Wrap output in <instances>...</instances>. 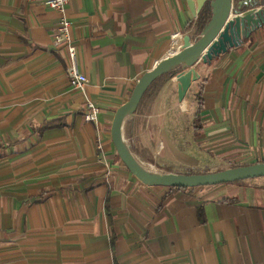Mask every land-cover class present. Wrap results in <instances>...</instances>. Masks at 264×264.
<instances>
[{"label": "crops", "instance_id": "0c3cea01", "mask_svg": "<svg viewBox=\"0 0 264 264\" xmlns=\"http://www.w3.org/2000/svg\"><path fill=\"white\" fill-rule=\"evenodd\" d=\"M187 1L68 0L88 80L81 94L69 84L66 48L54 44L60 14L44 0H0V264H264V176L169 189L106 150L105 128L139 77L196 37L199 14ZM196 69L181 104L172 105L173 78L152 100V153L175 144L190 165L201 150L234 164L264 159V25ZM86 99L99 108L95 121L85 120Z\"/></svg>", "mask_w": 264, "mask_h": 264}, {"label": "water", "instance_id": "95a60500", "mask_svg": "<svg viewBox=\"0 0 264 264\" xmlns=\"http://www.w3.org/2000/svg\"><path fill=\"white\" fill-rule=\"evenodd\" d=\"M261 2L262 0H241L235 4L234 0L187 1L193 15L199 14L205 5L210 3L211 18L202 34L197 39L186 34V41L181 47L169 51L146 70L136 81L127 99L115 109L111 119L109 134L115 152L138 179L148 184L195 187L264 176V160L206 172H176L158 168L133 154L121 133L123 123L134 115L138 103L151 83L178 66L182 67L183 71L173 77L176 85L172 105L181 104L192 82H197L200 78L196 69L199 62L209 63L229 49L240 46L246 36L264 25V4ZM251 4L254 6L243 9L245 5Z\"/></svg>", "mask_w": 264, "mask_h": 264}, {"label": "rangeland", "instance_id": "374dc122", "mask_svg": "<svg viewBox=\"0 0 264 264\" xmlns=\"http://www.w3.org/2000/svg\"><path fill=\"white\" fill-rule=\"evenodd\" d=\"M150 105L151 102H147L139 109V113L131 116L130 127L127 132V138H126L128 148L132 151L133 154H135L144 162L156 166L158 168H162V169L167 168L176 171L177 170L214 171L230 166H235L234 163H238V161L230 162L225 159H220L213 152L201 150L199 152V154H201L200 163L198 165H190L192 164L191 161L193 160L183 153H178L175 144L170 145V148L168 149L169 152L166 151L167 153L165 152L155 156L152 153V144L154 140H156V138L158 137L157 136L158 130L156 125V119L147 122L148 116L151 115ZM110 123L111 120L110 122H108V125L105 128V133H109ZM142 131L145 132V135L140 134L142 133ZM172 143H174V141ZM106 150L110 151L109 157L112 159L113 162H116L119 165L125 167V165L119 159L118 155L116 154L111 144H109V147ZM251 178L257 179V177H251ZM202 187H206V186H202Z\"/></svg>", "mask_w": 264, "mask_h": 264}, {"label": "built area", "instance_id": "2783aa9c", "mask_svg": "<svg viewBox=\"0 0 264 264\" xmlns=\"http://www.w3.org/2000/svg\"><path fill=\"white\" fill-rule=\"evenodd\" d=\"M67 2L68 0H44V4L46 6L52 8L60 14L58 32L55 36L54 44L66 48L68 60L66 71L69 78L70 87L81 94H85L88 80L87 77L82 72H80L78 67L76 48L70 36L71 23L65 16V7ZM98 112L99 108L91 100L86 99V113L84 116L85 120L95 121L97 119ZM98 146H101V144Z\"/></svg>", "mask_w": 264, "mask_h": 264}, {"label": "trees", "instance_id": "16d2710c", "mask_svg": "<svg viewBox=\"0 0 264 264\" xmlns=\"http://www.w3.org/2000/svg\"><path fill=\"white\" fill-rule=\"evenodd\" d=\"M234 1H235V4H238V2L241 0H234ZM261 4H264V0H262ZM252 6H254V4H251L250 6L245 5L243 7V9L245 10V9H248L249 7H252ZM210 18H211V6H210V3H207L197 17L196 30H195L196 37H194V39H197L202 34V32H203L206 24L210 20ZM181 71H183L182 67L178 66L177 68L162 74L156 80H154L151 83V85L147 88V90L144 92L140 102L138 103V105L135 109L134 115L139 113V109L143 105H145L147 102H152V100L155 98L159 89L163 85H165V83L167 81L172 79L178 72H181ZM203 91H204V86L202 84H198L197 91H196V99H197L198 107H197L196 113L194 115V120H193V127L195 128L196 133L200 132L204 128V125L202 122V116H201V112L204 108ZM261 160H264V159H261ZM241 164H246V163H239V164H234V165L236 166V165H241ZM184 172H206V170H202V171H189V170H187ZM244 180L245 179H240V180H236V181H231L229 183L241 182ZM168 187H169V189L187 188L184 186H168ZM233 199H234L233 197L225 198V200H233ZM199 215H200L201 221H206V217L204 215L202 207H200V209H199Z\"/></svg>", "mask_w": 264, "mask_h": 264}, {"label": "bare ground", "instance_id": "6f19581e", "mask_svg": "<svg viewBox=\"0 0 264 264\" xmlns=\"http://www.w3.org/2000/svg\"><path fill=\"white\" fill-rule=\"evenodd\" d=\"M185 41H186L185 37L182 38L181 41H180V43H179V46H178V47H181V46L185 43ZM124 123H125V122H124ZM124 123H123V125H122L121 133H122V137H123V139L125 140V138H124V134H123V126H124Z\"/></svg>", "mask_w": 264, "mask_h": 264}]
</instances>
